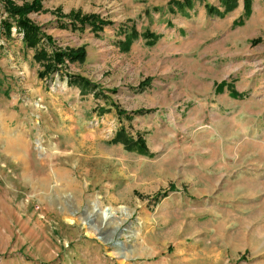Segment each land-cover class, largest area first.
I'll return each instance as SVG.
<instances>
[{"label":"rangeland","instance_id":"obj_1","mask_svg":"<svg viewBox=\"0 0 264 264\" xmlns=\"http://www.w3.org/2000/svg\"><path fill=\"white\" fill-rule=\"evenodd\" d=\"M172 1L42 0L28 14L49 51L84 48L64 72L95 85L87 95L39 80L14 27L0 36V264H264V0ZM72 13L110 24L81 29ZM202 13L187 68L165 30L189 38ZM227 30L248 42L223 43ZM120 129L147 152L112 144Z\"/></svg>","mask_w":264,"mask_h":264},{"label":"trees","instance_id":"obj_2","mask_svg":"<svg viewBox=\"0 0 264 264\" xmlns=\"http://www.w3.org/2000/svg\"><path fill=\"white\" fill-rule=\"evenodd\" d=\"M19 1V0H18ZM23 3L18 5L15 0H0V3L3 5L4 12L6 13V18L3 21H0V36H4L5 38H11V29L14 27L16 29V33L22 34L21 42L27 50H32L33 61L38 64L41 68L40 71L37 72V77L39 80L50 78L53 75H64L68 84L70 86H78L80 93L82 95L89 94V90L91 88H96L95 85L91 84L89 80L79 77L69 75L64 72L67 69V64L72 63H82L85 58V50L83 47L78 49H69L67 51L55 50L51 49L50 51L46 48V45L50 44V37L46 36L42 31L41 27L34 24L27 16L31 12H37L40 10L41 1L42 0H20ZM190 0L172 1L168 4V10L173 12L174 8H181L184 4L185 6H189ZM223 7L224 12H228L233 8V4L235 0H220ZM209 13H215V15H221V13L214 11L212 7L208 8ZM71 15V16H70ZM69 16L74 18L73 20L78 25V28L84 29L85 27H90L93 31H100L104 26L110 24L109 21H101L94 15H86L77 18L76 14H70ZM136 35L132 33L129 36L128 43L131 42ZM154 38L149 41L151 44L153 43ZM45 42V43H44ZM149 80L143 81L139 84L137 91L142 92L145 87H147ZM115 91H112L114 93ZM145 112V110H140L137 112H133V115H138L140 113ZM126 113H123L124 115ZM112 144H121L126 150H136L141 153H146L147 148L145 147L144 140L140 137H136V139H132L128 137L123 129L117 131L111 140ZM163 195V194H161Z\"/></svg>","mask_w":264,"mask_h":264},{"label":"crops","instance_id":"obj_3","mask_svg":"<svg viewBox=\"0 0 264 264\" xmlns=\"http://www.w3.org/2000/svg\"><path fill=\"white\" fill-rule=\"evenodd\" d=\"M201 16L202 17L200 19L192 21L191 24L188 25L189 30H190L191 25L201 26V24L204 23V22L206 24V21L209 18L207 19L203 13H202ZM234 18H235V15H231V17H229L227 19L228 20L227 22L231 25V22L234 20ZM185 20H187V19H185ZM188 20L191 21L192 19H188ZM209 20H211V19H209ZM165 22L168 23L169 21L166 20ZM114 26H115V24H114ZM165 31H166V37H167V41L165 43L167 45H171L170 51L173 52L175 55L176 54H181L182 55V63L181 64H184L185 67L188 68L189 67V63H190L189 57L191 55L195 54L194 51H196L200 46H202L205 43V41H203L201 38L200 39H195L194 38V34H198L199 31H197V30L196 31H191L190 30L192 35L189 38H187V37L183 38V37L178 36L179 31L177 33L176 32L173 33V32H171L168 29H166ZM232 33L233 32L227 30V31H224L221 34V37H223V43L228 41L229 45L232 46V45L238 44L239 42L240 43L248 42L247 38L244 39L243 41H237L235 37L231 39L229 36H231ZM136 44L138 45L139 43L137 41H134L131 44L130 49L132 50V47L135 46ZM213 52H214V50H208V51L206 50V51L203 52V54L206 55V54H211ZM237 54H239V53H237V52H229V51H225L224 50V51H218L214 55H215L216 59H219L221 61H225L226 59H229L231 56H235ZM225 63H227V61ZM225 78H227V76H225L222 79H225Z\"/></svg>","mask_w":264,"mask_h":264},{"label":"bare ground","instance_id":"obj_4","mask_svg":"<svg viewBox=\"0 0 264 264\" xmlns=\"http://www.w3.org/2000/svg\"><path fill=\"white\" fill-rule=\"evenodd\" d=\"M40 148H41V146H39V149H40ZM104 217H105L106 219H108V215H105Z\"/></svg>","mask_w":264,"mask_h":264}]
</instances>
